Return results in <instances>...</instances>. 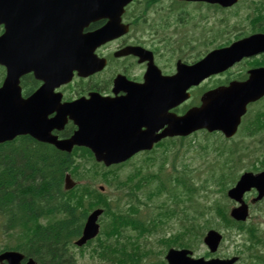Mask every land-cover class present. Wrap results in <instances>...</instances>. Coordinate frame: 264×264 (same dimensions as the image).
<instances>
[{
    "label": "water",
    "instance_id": "water-1",
    "mask_svg": "<svg viewBox=\"0 0 264 264\" xmlns=\"http://www.w3.org/2000/svg\"><path fill=\"white\" fill-rule=\"evenodd\" d=\"M129 1L0 0V25L5 28L0 37V65L8 70L5 83L0 88V143L30 134L69 152L75 145L88 146L93 149L98 161H104L109 166L128 160L138 150L150 148L168 134L187 135L201 127L220 128L228 137L236 133L247 105L264 96V72L243 85L206 94L203 110L192 109L186 116L177 119L166 115L168 110L189 98L186 91L198 83L193 78L200 80L234 63L237 55L226 54L227 51L212 53L202 63L181 70L178 76L169 80L158 78V73L151 70L146 84L142 86L117 84L118 90L127 92L125 103L98 100L95 96L89 102L60 106L61 95H54V89L70 82L75 71L80 76L88 74V55L97 46L95 39L114 37L116 27L118 30L121 28L119 18L123 7ZM209 1L232 4L236 0ZM101 17L109 18L106 27L95 33L94 37L84 36V27ZM238 47L263 51L264 36L241 41L229 50H238ZM28 72H34L45 84L24 101L18 83L20 77ZM260 79L262 84L257 83ZM54 111L58 112L59 119L70 116L77 124L79 129L70 141L58 142L51 135L53 122L45 118ZM147 112H150L149 130L140 133V126L145 120L137 125L140 120L136 114ZM162 124H169V131L173 132L156 135L157 127ZM73 186L70 176H67L66 189ZM252 187H257L262 196L264 175L258 178L245 175L230 196L240 201L243 193ZM101 213L99 210L89 217L78 245L85 244L98 234L97 220ZM243 217L242 214L239 218ZM219 239L218 234L211 232L205 241L214 248ZM191 254L189 251L170 250L167 261L169 264H219L203 259L194 260L189 256ZM22 260L23 256L18 253L0 256V264H22ZM27 264L36 263L30 260Z\"/></svg>",
    "mask_w": 264,
    "mask_h": 264
},
{
    "label": "trees",
    "instance_id": "trees-1",
    "mask_svg": "<svg viewBox=\"0 0 264 264\" xmlns=\"http://www.w3.org/2000/svg\"><path fill=\"white\" fill-rule=\"evenodd\" d=\"M73 157L43 144L31 148V142L24 137L0 145V235H6L10 242L0 252L21 250L42 264H76L67 252L80 236L88 211H79L84 205L77 193L63 190L65 175L70 172L75 177L88 178L98 175L101 170L94 166V169L81 171ZM133 180L131 177L130 184ZM149 193L151 200L153 192ZM100 198L99 201L105 204L109 200L107 196ZM130 209L116 213L110 210L111 227L105 229L103 235L106 239L99 238L95 250V258L101 262L142 264L152 253V249L146 250L133 238L128 239L126 227L129 225H139L137 230L140 233L149 231L144 227L146 224L130 216L138 213L139 207L133 205ZM197 231L187 226L179 239H173L174 243L191 248L198 240L200 232Z\"/></svg>",
    "mask_w": 264,
    "mask_h": 264
},
{
    "label": "flooded vegetation",
    "instance_id": "flooded-vegetation-1",
    "mask_svg": "<svg viewBox=\"0 0 264 264\" xmlns=\"http://www.w3.org/2000/svg\"><path fill=\"white\" fill-rule=\"evenodd\" d=\"M249 1L252 4H264V0H247ZM238 4L224 7L204 1L132 0L121 14L122 23L126 25L128 32L95 49V54L106 60V67L94 75L84 79L77 78L71 83L84 84L77 92V98L82 96L88 98L91 93L112 95L114 81L118 76L125 77L134 84H146L150 71L153 70V73L156 71L150 67H156L164 77H172L177 74L180 65L196 64L197 57L219 49L217 41L220 30L224 29L225 34L232 33L226 25L240 15ZM202 6L203 9H200ZM242 20L244 24H250V19L246 16ZM108 22V17H101L84 28V33L98 31ZM257 22L263 23L264 20L260 19ZM218 25L222 28L219 29ZM248 28L250 35L264 33V29ZM247 35L246 32L239 33L241 37ZM129 48H140L144 53L142 52L140 56L136 55V50L125 53ZM193 54L198 56L190 57ZM150 60L156 66L154 64L152 66ZM255 68H264V54L245 59L230 70L214 75L198 88H191V99L172 111L179 116L185 114L188 107L195 105L196 101L197 106L201 105L202 95L211 86L217 88L227 86L233 81L243 82L248 78L249 71ZM20 84L23 98L28 99L45 82L36 78L34 72H28L20 77ZM68 90L69 87H62L59 91L67 96ZM263 99L250 105L251 112L248 113L250 117L246 119L247 114L242 120L241 126H245L246 121L249 133L261 128L259 123L264 116L260 113V103L264 101ZM72 100L64 97V101Z\"/></svg>",
    "mask_w": 264,
    "mask_h": 264
},
{
    "label": "rangeland",
    "instance_id": "rangeland-1",
    "mask_svg": "<svg viewBox=\"0 0 264 264\" xmlns=\"http://www.w3.org/2000/svg\"><path fill=\"white\" fill-rule=\"evenodd\" d=\"M200 9H203V6L200 8ZM219 15V13H216ZM213 17L215 16L212 15ZM221 16H219L220 18ZM214 20V19H213ZM229 27H233L232 24L229 25ZM225 32V30L223 29L221 31V35H223ZM235 36V34L233 35H226L223 39H226V38H233ZM225 41V40H224ZM234 41V40H232ZM231 41V42H232ZM241 132H246V129L244 127V125L242 126L241 130L239 131V133ZM212 136V135H210ZM240 136V135H238ZM259 138V137H258ZM217 141H220V142H224L225 139L221 136H217L216 137ZM189 141V144H191V147L193 148H198V147H202V140H200L197 135H194L192 137H189L188 139ZM244 141H246V138H237V142L238 144H241L243 143ZM250 140L248 139L247 142H249ZM171 145H165L164 146V150L165 149H168L170 148ZM207 148V147H206ZM216 149H219L221 152H225L224 150H222L221 148L217 147ZM190 152L192 153H188L186 155V162L189 163L191 161V165L194 167L195 165H203V164H200V163H197L194 156H201V154H204L203 151H199V150H196V149H192ZM205 153H207L206 151H204ZM209 165V169H210V173L214 172V165H213V162L210 161L207 163ZM131 171V168H128L125 170V173ZM185 172V170H182V173ZM180 180L181 181H184V177L181 175L180 177ZM151 180H146V184H148ZM159 181V180H158ZM100 186V183L99 184H96V187H99ZM163 188V186L161 184H158L157 185V189L158 190H161ZM168 189H171V190H174L175 191V185H172V184H169L168 186L164 187L163 188V191H167ZM216 187L215 186H212L209 190H207L208 192L210 191V193L208 194V198L210 200H219V199H222L220 198V193L217 195L216 194V191H215ZM111 193V190L107 189V194H110ZM207 194L205 193L204 196H206ZM139 196L142 198L143 197V194L142 193H139ZM173 198H176V194L172 195ZM216 198H219V199H216ZM201 201H202V198H201ZM187 202L188 204L191 206L192 209H197V201L195 200V198L189 194L188 197H187ZM176 230V227H175V223L170 225L169 227H167L165 229V232H159L157 234H155L154 236L152 237H142L140 239H138V243L146 250H159L160 249V246L157 244V242L155 241L156 239L160 238V237H163L165 234L167 235L168 233L172 232ZM132 236L134 237V240H136V234L133 233ZM227 241L224 242V244L222 245L221 249H220V252H219V256L220 257H225L227 255H230L231 253H233L236 249V246L241 244L242 243V238L240 235L238 234H230L227 236ZM9 240L4 236V235H0V247L5 243V242H8ZM196 251V253L199 255V256H204L207 254L208 252V249L207 247L203 244V242L201 241H198L196 244H195V248H194ZM73 252L78 260V263L79 264H108L107 262H101L99 261L97 258L93 257V253L90 251V249H86L84 251H80L79 249L77 248H74L73 249ZM159 264H163L162 262H159Z\"/></svg>",
    "mask_w": 264,
    "mask_h": 264
}]
</instances>
